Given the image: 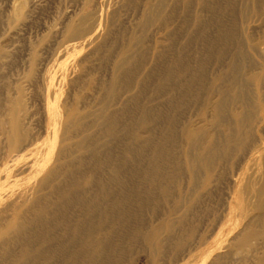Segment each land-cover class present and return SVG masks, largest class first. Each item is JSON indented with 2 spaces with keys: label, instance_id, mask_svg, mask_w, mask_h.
I'll return each instance as SVG.
<instances>
[{
  "label": "rangeland",
  "instance_id": "rangeland-1",
  "mask_svg": "<svg viewBox=\"0 0 264 264\" xmlns=\"http://www.w3.org/2000/svg\"><path fill=\"white\" fill-rule=\"evenodd\" d=\"M159 1L0 0V264H27L23 239L41 251L42 227L64 215L50 245L69 252L68 202L85 203L81 190L112 209L115 184L128 212L105 218L106 264H264V0ZM98 109L118 123L107 131ZM48 119L58 121L55 138ZM113 128L119 139L104 148ZM155 149L162 176L145 173ZM23 153L33 159L19 163ZM45 158L48 172L36 173ZM91 172L107 182L103 194ZM80 176L93 183L77 192ZM59 183L77 193L60 195Z\"/></svg>",
  "mask_w": 264,
  "mask_h": 264
},
{
  "label": "bare ground",
  "instance_id": "bare-ground-1",
  "mask_svg": "<svg viewBox=\"0 0 264 264\" xmlns=\"http://www.w3.org/2000/svg\"><path fill=\"white\" fill-rule=\"evenodd\" d=\"M160 1H163V2L167 1L168 2V0H165V1L160 0ZM160 1H159V3H160ZM169 1H171V0H169ZM163 2L161 5L164 4ZM168 3L170 4V2H168ZM168 3H167V5H168ZM149 4L147 2V5L151 8V6ZM153 4H154V2H153ZM174 4H175V2H174ZM159 6H158V8H159ZM160 8H162V7L160 6ZM151 9H150V11L148 9H146V10H148L149 13L151 12L150 14H152V12L154 13V11H153V9L151 11ZM170 9H172V8H170ZM163 13H164V11H163ZM146 14L144 16H146ZM146 18H147V16H146ZM149 19H151V18H149ZM146 20H148V19H146ZM125 63H126V60H125V62L123 60V61H119L117 63V69H116L117 76L119 74H122L121 71L123 70ZM117 84L118 83H116V82L113 83L111 88L109 87V91L116 92L115 90L117 89L116 88ZM110 94H111V92H110ZM19 104H21V103L19 102ZM104 104L106 105L107 103L105 102ZM102 105H103V103H102ZM52 108L55 110V107H52ZM106 108H108V107H106ZM98 111L96 110L94 113L92 112L93 115H95L94 118L99 119L97 124H100V125L105 124L107 127V131L111 126L116 125L118 123L117 120H115V119H117V117H111L112 119L108 118L106 120V118L104 119V117H103L104 112H102V110H99V109H98ZM103 111H104V109H103ZM48 114L55 116L54 111H51L50 113L48 112ZM80 114H81V112H78L77 109H74L71 112V118H76L77 116H80ZM236 115H237V117H240L239 112H236ZM82 117H83V115H82ZM145 118H146V116H145ZM148 119H149V117H148ZM22 121H23V119H15L13 124H12V127L10 129V135H11L12 140H13L12 141V143H13L12 151L13 152H15L18 148V134L21 132V127L23 125ZM48 121L52 125L51 127L48 128V132H49V134H51V137L55 138L58 134V127L56 125L58 121L56 119L54 122H53V119H48ZM105 136H106V140L102 141L103 147L107 144V142L110 141L109 140L110 138H111V140L119 139V138H117L118 132L114 128L109 131V134L106 133ZM50 144L51 143L47 141V145H50ZM133 147H136V146L133 145ZM97 148H98V146L95 147V149H97ZM211 148L213 149L214 146H211ZM127 150H129V148H127ZM132 150H133V148H132ZM139 150L140 149H138V151L134 152V154L136 153L140 156L142 152H139ZM124 151H123V155H124ZM105 152L108 153L109 151H105ZM32 156H33V154H24L23 153L19 163H21L25 160L29 161L30 159H33ZM46 158L39 162V165L37 166V168L35 170L36 173H41L42 175H45L48 172V170H46V164H47ZM142 158L143 157H141V159ZM120 159H123V156H122V158H119V159L113 158L114 164H117V162L120 161ZM163 159H164V157H163L162 152L160 150L155 149V153L153 154V157L151 160V165H148L146 168H144V169H147L145 171V173H147L149 169H156V170H158V172L155 173L156 176H162L164 173V172H162L163 163H160V161L163 162ZM133 161L136 162V160H133ZM137 162H138V159H137ZM139 162H141V161H139ZM134 164H137V163H134ZM15 165L16 164H13V163L9 164L7 166V170L12 169ZM136 169H137V165H136V167H132V168L130 166V170H133V172L135 174H138V171ZM212 169H213V167H212ZM5 171H6V168H5ZM3 172H4V170H3ZM79 173L81 174V172H79ZM115 173H117V172L114 171V173H113L114 177L115 176L118 177L121 175V173L119 171L116 175H115ZM91 175L95 176L97 178V181H95V183H97V185L100 186V189L96 192L95 195H97V193L103 194L104 189L106 188V184H107V182L105 183V179H104L103 175H95L93 172H91ZM81 176L76 177L74 179V183L72 184V187H76L77 192L79 190L78 189L79 187H81L83 185H91L93 183V180L89 176H85L84 178ZM24 183H27V182H24ZM154 187H155V183H152L151 187L149 188V191H152L154 189ZM0 189H1V187H0ZM66 189L67 188L65 185H63V183L58 184V190H61L60 195L62 194L65 197H73L77 193V192H74L71 196V194ZM114 190H116L117 192L110 190L107 193L108 197L112 196V198L114 199V202L111 205L112 209L109 208L105 202H102L99 205H96L95 203L94 204L86 203V202H88V200L91 199L90 195H88L90 193H88L87 191L79 190V192H81V193L78 195V198H80V199L85 198L86 204L83 203L80 205H76V204H73L71 201L68 202V205L73 209L72 217H74L75 221H76L75 226L71 230L68 228H66L64 230V235L72 234V238L70 239L71 240L70 241L71 242V248H70L69 252H65L64 255H57L54 253V249H53L54 246L51 247V245H50V243L52 241H57L59 239L60 233L58 230L60 229V227H62L65 224L66 220L71 219L70 215H64L62 217V219L60 221H58L57 223H55L54 225L51 226L48 224H44V226L42 227V229H41L43 231L42 237H43L44 243H47V246L42 247L41 251L40 250L39 251H33L30 248V244H28L31 241L28 238L23 239V246H24V250H25L24 259H25L26 263L31 264L34 260L39 259L42 262L48 261L47 264H61L60 262H62V261H65L64 264H94V263L106 264L105 260H103V257H104L106 248L108 246L107 245L108 240L110 238V235H107L110 231V226L105 225V218H107V216L111 215L114 212L116 218L125 219L127 212H128V204L126 202V195L125 194L121 195L124 192V188H122L121 185L117 186L115 184ZM126 190L128 192V195H130L133 192V190L130 188V186L128 188H126ZM135 191L139 192L138 189H136ZM91 194H93V193H91ZM15 224L17 225V226L13 225L15 227L14 228V233H16L15 235L18 237L24 235L26 232V228L21 224H19V225L17 223H15ZM11 232H13V230ZM90 232H95L96 234L90 233ZM157 232H158V230L155 229L154 234L157 235ZM8 234H10V233H8ZM96 235H97V237H94ZM98 235L100 237H98ZM0 238H2V237H0ZM26 246H27V248H26ZM157 246L160 248L161 244H157ZM95 248L100 250L99 255H98V257L100 258L99 261H97V259L89 256V253L92 250H94ZM140 262L147 263V261L144 258H141Z\"/></svg>",
  "mask_w": 264,
  "mask_h": 264
}]
</instances>
